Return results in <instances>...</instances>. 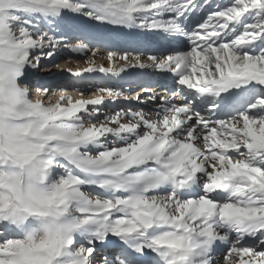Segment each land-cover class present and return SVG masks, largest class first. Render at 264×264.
I'll return each instance as SVG.
<instances>
[{
    "label": "snow or ice",
    "instance_id": "snow-or-ice-1",
    "mask_svg": "<svg viewBox=\"0 0 264 264\" xmlns=\"http://www.w3.org/2000/svg\"><path fill=\"white\" fill-rule=\"evenodd\" d=\"M131 68L171 84L84 97ZM0 264H264V0H0Z\"/></svg>",
    "mask_w": 264,
    "mask_h": 264
},
{
    "label": "bare ground",
    "instance_id": "bare-ground-1",
    "mask_svg": "<svg viewBox=\"0 0 264 264\" xmlns=\"http://www.w3.org/2000/svg\"><path fill=\"white\" fill-rule=\"evenodd\" d=\"M78 35L79 34L75 33V32L69 33V36L72 38L70 39L69 46L68 47H62V49L60 50L61 51L60 56L62 59L56 61V65L58 67H61L62 69H66V68L69 69L70 68L73 70L76 68L87 67V64L85 61L91 57V51L78 55L71 50L72 45L82 42L80 39H78ZM123 40H124V37L121 35L119 38H115L112 41H110L109 43L115 47H124L125 45L123 44ZM95 47L97 48V54L93 58L95 59L96 64L97 65L103 64L105 67H107L108 66L107 58H106L107 57V49L102 48L98 45ZM145 55H147V53H145ZM146 70H150V69L141 70L138 68H131V69H128L126 73H122L118 77L116 76V78H114V77L112 78L111 75H106V74L99 73V72H94V73H90V74L86 73L84 75L83 79L88 81L87 84L91 85L90 89L93 87V90L92 91L91 90H85L84 94L89 91L90 95H92L95 93V90L97 87H104V86H120V87H123L126 90L127 96L130 93L135 94L136 92L140 91V89L142 87H152L157 91L158 94H164L166 89L170 86V84H168V85L159 84V86H158V84H144L141 82L142 78H144V77H142V75H145ZM63 73H65V72H63ZM38 74L39 73H37L33 76H38ZM167 75L170 76V74H167ZM61 76H63V75H61ZM129 76H131L134 79L133 82H131L129 84L119 83L121 78H127ZM144 79L147 80L146 78H144ZM58 81H60V82H58ZM50 85H68L69 89H70V86L72 84L67 83V81L64 79H60V80H56V81L52 82ZM36 87H38V86L32 84L34 98H35V88ZM129 88L131 90L127 91ZM72 94L76 95L75 92H72ZM132 94H130V95H132ZM56 95H58V93H56ZM84 97L86 98V94ZM124 100H125V98H122V100L117 99L115 103H106L104 105V107L108 108V109H117V108L129 106L130 99H128L126 101H124ZM123 102H125V103H123ZM131 105L132 106L145 107V108H151L152 107L151 104L137 105V103L134 101H131ZM97 258H99V256Z\"/></svg>",
    "mask_w": 264,
    "mask_h": 264
},
{
    "label": "rangeland",
    "instance_id": "rangeland-1",
    "mask_svg": "<svg viewBox=\"0 0 264 264\" xmlns=\"http://www.w3.org/2000/svg\"><path fill=\"white\" fill-rule=\"evenodd\" d=\"M62 49V48H61ZM61 49H59L56 54H54L53 57L48 58L45 57L40 61V65L38 68L31 70V83L33 85H37V86H48L50 85L52 82L56 81V80H60V79H64L67 81V83L70 84H74L77 83L76 79L73 78L72 76H70V74L66 71H61L60 69H62L61 67H58L56 65V61L62 59L60 54H61ZM60 51V52H59ZM43 68V69H42ZM68 69V68H66ZM65 72V73H63ZM38 74V76H33L35 74ZM63 75V76H61ZM83 77L80 78V85H82V87H86L87 89H90L91 85L87 84V80H84ZM63 81V80H62ZM60 82V81H58ZM91 91L93 90V87L90 89ZM86 94V98L91 97L89 91L85 93ZM84 94V96H85ZM34 98V96H33ZM123 97H118L117 99L122 100ZM126 101V100H124ZM135 102V101H134ZM125 103V102H123ZM114 110V109H113Z\"/></svg>",
    "mask_w": 264,
    "mask_h": 264
}]
</instances>
